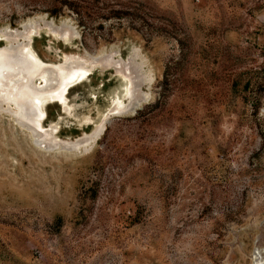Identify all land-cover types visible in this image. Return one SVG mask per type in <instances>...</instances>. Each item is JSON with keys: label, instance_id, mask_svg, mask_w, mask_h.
Here are the masks:
<instances>
[{"label": "rangeland", "instance_id": "rangeland-1", "mask_svg": "<svg viewBox=\"0 0 264 264\" xmlns=\"http://www.w3.org/2000/svg\"><path fill=\"white\" fill-rule=\"evenodd\" d=\"M33 22L42 59L90 68L42 127L102 128L46 148L0 110V264H264V0H0L1 30ZM105 53L136 65L139 109L109 110Z\"/></svg>", "mask_w": 264, "mask_h": 264}, {"label": "bare ground", "instance_id": "bare-ground-1", "mask_svg": "<svg viewBox=\"0 0 264 264\" xmlns=\"http://www.w3.org/2000/svg\"><path fill=\"white\" fill-rule=\"evenodd\" d=\"M40 26L38 22H33L24 24L20 30L8 27L0 29V110L9 113L17 124L28 126V130L35 136V142L46 148H55L57 145L70 149L85 146L95 140L102 126L95 125L91 134L67 142H62L55 134L58 120L51 122L46 128L42 127L44 104L49 101L63 104L68 87L83 78L90 68L74 54H66L58 61L42 59L31 42ZM47 26L49 32L56 37L68 39L72 35L68 24L54 25L49 22ZM108 53L94 57L92 64L97 62L104 68L113 65L115 72L125 79L127 95V102L113 100L109 110L117 115L122 111L128 112L131 107L139 109V102L145 97L140 90L138 93L139 84L135 80L136 75H133L136 65H126L118 59L114 60ZM82 150L84 151L83 148Z\"/></svg>", "mask_w": 264, "mask_h": 264}, {"label": "water", "instance_id": "water-1", "mask_svg": "<svg viewBox=\"0 0 264 264\" xmlns=\"http://www.w3.org/2000/svg\"><path fill=\"white\" fill-rule=\"evenodd\" d=\"M136 71V70H135ZM134 71V72H135ZM129 111L131 112V111H134V108L133 107H131L130 109H129ZM16 121V120H15ZM19 124V123H18ZM21 126H23V127H26L27 129H29V127L28 126H24V125H22V124H20ZM30 130V129H29Z\"/></svg>", "mask_w": 264, "mask_h": 264}]
</instances>
